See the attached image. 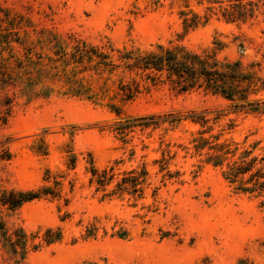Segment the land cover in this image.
I'll return each instance as SVG.
<instances>
[{"label":"rangeland","instance_id":"rangeland-1","mask_svg":"<svg viewBox=\"0 0 264 264\" xmlns=\"http://www.w3.org/2000/svg\"><path fill=\"white\" fill-rule=\"evenodd\" d=\"M0 264H264V0H0Z\"/></svg>","mask_w":264,"mask_h":264},{"label":"trees","instance_id":"trees-1","mask_svg":"<svg viewBox=\"0 0 264 264\" xmlns=\"http://www.w3.org/2000/svg\"><path fill=\"white\" fill-rule=\"evenodd\" d=\"M87 56V55H86ZM100 58L101 62H105L107 59L106 55L98 53L96 55ZM91 59L90 57H88ZM126 68L129 70H138L142 72L150 73H162L166 71L168 75L175 76L177 79L187 82L189 84L195 82L199 78H203L206 82V86L215 91L224 92L223 85L226 83L224 77H234L237 64L230 66H224V71L219 72L216 67L217 63L212 61L208 56L198 55L192 52H188L184 49H169L162 46H157L156 51L146 52L144 54H138L133 56L131 53L124 57ZM131 61V63H129ZM105 64V63H104ZM222 82V83H220ZM127 96H132L133 91L130 87H125ZM125 92V93H126ZM229 97V96H228ZM247 171L242 170L241 166L230 169L228 173V179H235L238 176L246 174ZM97 176L96 182L99 185H104L106 180V172L103 171L101 174L93 173ZM139 177L133 176L129 181L132 186H137ZM127 183V181H123ZM35 198V195H29L25 201Z\"/></svg>","mask_w":264,"mask_h":264}]
</instances>
